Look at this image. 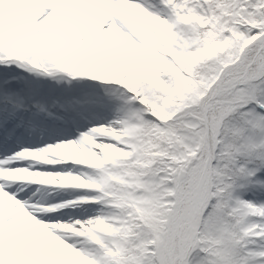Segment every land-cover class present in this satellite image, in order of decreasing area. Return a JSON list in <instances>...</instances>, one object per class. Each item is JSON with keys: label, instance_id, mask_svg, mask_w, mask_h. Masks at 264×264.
<instances>
[{"label": "snow or ice", "instance_id": "6c2138e0", "mask_svg": "<svg viewBox=\"0 0 264 264\" xmlns=\"http://www.w3.org/2000/svg\"><path fill=\"white\" fill-rule=\"evenodd\" d=\"M0 67L96 81L81 107L117 112L0 151V264H264V201L243 198L264 193V0H0ZM19 79L9 145L45 131Z\"/></svg>", "mask_w": 264, "mask_h": 264}, {"label": "bare ground", "instance_id": "6f19581e", "mask_svg": "<svg viewBox=\"0 0 264 264\" xmlns=\"http://www.w3.org/2000/svg\"><path fill=\"white\" fill-rule=\"evenodd\" d=\"M27 76L29 77V81L32 82L31 86H29L30 84L27 81H22L21 86L23 87V85L25 84L26 87L24 88V90L26 92H34L35 98L37 100L40 99L41 97H45V102L46 104H48L52 100L53 89H51L52 87H50L51 83H49V87H47L45 91H41V89L39 88L38 79L33 75L31 76V74L29 73L27 74ZM93 92L94 90H90L88 92V96ZM85 100L86 98H84L82 89L73 88L68 93H60L59 102H58L60 108L56 106L54 107L53 111H58V113L60 114L62 113L61 116H64L66 114L64 111L65 108L75 109V111L72 113V115L74 116L72 123L74 122L79 129L88 126L91 128L93 125L96 124L107 123L116 117L117 112L115 108H112L111 110H89L86 108H82L81 104ZM78 114L80 115L77 116ZM50 118L51 116H48L47 118L44 119L45 122L46 120L49 119L45 127H43L45 131L38 132L34 136H28V135L23 136L25 138L21 137L17 141L11 143L10 145L4 143L2 147H0V151H3L6 148H10L11 151H18L20 147H37L46 143H55L57 140L66 139L69 133L71 134L72 131H75L74 128H70L69 126L71 125L70 123L65 124L60 121L59 124L55 126L57 119L53 118V122H49ZM32 137H34V139ZM7 153L10 154V151ZM34 187L36 188L34 194L32 195H34L41 201H45V202L48 201V203H52V204L57 203V201H54L53 200L54 198L52 197L55 194H58L59 201L65 200L63 194L68 195L69 197L68 200L81 194L78 191L72 189H51L35 184L29 186V191H32ZM243 196L248 200L264 201V193H254L252 191H248L245 192ZM77 211H79V209L66 208L64 210V212H67L69 214H72Z\"/></svg>", "mask_w": 264, "mask_h": 264}, {"label": "rangeland", "instance_id": "374dc122", "mask_svg": "<svg viewBox=\"0 0 264 264\" xmlns=\"http://www.w3.org/2000/svg\"><path fill=\"white\" fill-rule=\"evenodd\" d=\"M17 73L22 74L23 72L21 70H19V69H8V68L0 67V78L8 77V76L22 77V76H20ZM41 78L44 79V82L42 81L43 82V87H40L41 90L43 91L45 89V84L51 83V86L54 88V98H56L58 96L59 91H61L60 89H62L63 87H65L66 89L62 90L61 92H67L68 93L69 89H71L72 87L80 86L82 91H83L84 98H86V99L88 97V92L90 90H94V92H96V91H99L100 87H101L98 84V82H96V81H93V80H90V79H72V78H69V77H67V76H65L63 74H61L60 76H58L55 79L47 78V77H41ZM20 82L21 81L19 79L18 83L16 84L17 87H19V83ZM56 106H58V108H60V105L56 104ZM53 109H54L53 106H51L49 110L48 109L47 110L46 109L43 110V114L41 115V121L43 123H47V121L49 119L46 120V122L44 121V119L47 118L48 116H51L50 120H52V121H53L54 117L60 116V113H59V115H57L58 113H52V112H54ZM79 115L80 114H78L77 116H79ZM59 122H60L59 120H56V123L55 122L54 123H55V125H58ZM43 127H45V125H43L42 128ZM72 128H74L75 131L72 132L71 134L69 133V135H68V137L66 139L75 138L80 132L87 131L90 127L88 126V127H83L82 129H79L75 125V123H73ZM36 187L33 188L32 192L35 191ZM63 196L65 197L64 198L65 200H68V198H69L68 195H64L63 194ZM52 197L54 198L53 199L54 201H57V202L59 201L58 194H55ZM243 198L246 199L244 196H243Z\"/></svg>", "mask_w": 264, "mask_h": 264}]
</instances>
